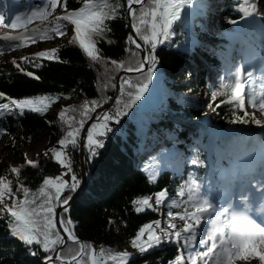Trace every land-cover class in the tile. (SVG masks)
<instances>
[{"label": "snow or ice", "instance_id": "obj_1", "mask_svg": "<svg viewBox=\"0 0 264 264\" xmlns=\"http://www.w3.org/2000/svg\"><path fill=\"white\" fill-rule=\"evenodd\" d=\"M236 4L239 7L234 10L238 12L240 21L243 23L234 32L243 36L247 43L242 40L240 51L227 58L223 75H218L219 84L213 86L211 99L213 101L217 97L226 99H220L215 107L209 104V108L216 111L221 105L227 104L232 109L227 114L230 117L229 123L245 125L251 123L264 126V95L257 98L255 89V85L259 83L264 91V47L256 52L251 45V40L248 39L258 32L264 44V0H243V3L236 0ZM134 5H139V9ZM207 7L202 3H196L195 0H123V2L122 0H83L81 7L69 9L66 0H59V7L58 0H46L28 11H17L14 17L10 18V22L5 14L0 12V24L13 29H24L19 35H4L0 37V40L9 42V49H11L23 45L26 40L35 43L37 39L50 38L53 33L56 37L70 33L67 43L73 46L78 45L84 56L91 62L99 63L105 60V54L98 44L106 42L112 45L114 43L110 37L112 31L110 22L123 18L122 12L124 16L130 18L135 37L130 35L127 41L145 55L136 61L134 66L130 64L125 67V61L115 59L111 60V64L127 72L141 73L144 80L134 84L130 79L121 78L119 86L121 96L126 92L125 86L135 91H127L129 99L123 103V107H119L121 99L118 97L116 99L118 107L115 111L100 113L95 117L96 122L87 129L86 145L81 146H86L89 158L95 159L99 149L104 147L103 138L113 131L110 122L115 121L119 124V118L127 115L125 109L130 108L148 91V85L153 82L158 64V57L155 54L157 47L172 43L174 23L180 21L183 26H191L196 15L193 10ZM33 21L40 23L36 27H26ZM227 23L236 25L238 21L228 19ZM201 30L206 31V26L201 25ZM137 38L142 43L137 42ZM189 39L193 48L200 44V41L191 33ZM246 48L251 54L245 50ZM4 50L0 46V53ZM135 54V52L132 53L133 56ZM37 58H46L49 61L60 60L56 48L40 50L31 54L30 57L22 56L19 59L25 62L35 61ZM10 63L28 77L34 76V72L26 71L15 58ZM145 65H147L146 71ZM35 79L38 80L40 77L35 76ZM111 87L115 88L117 85L111 84ZM0 98L7 101L0 102V117L19 118L25 114L26 110L39 114L46 113L50 102L59 97L33 95L13 98L0 91ZM109 99L111 97H105L104 101ZM246 102L252 108H258L259 114L246 111ZM82 107L84 111L81 115L84 118L79 120L78 127H73L72 130L67 131L66 136L59 139V145L65 148L71 146L73 150L75 149L86 120L93 118L91 113L101 107V102L85 100ZM66 111H75V109L65 108L60 111L58 117L61 121ZM238 111H243L244 114L238 115ZM3 132L5 128L0 124V133ZM50 151L54 159L65 169L63 176L70 175V180L64 179L63 176L45 178L43 184L48 191L41 189L45 198L37 203V198H30L29 189L23 183H18L16 191H13L12 182H5V178L0 177V219L7 220L10 235L18 238L31 255L43 254L47 264H66L64 253L71 252V248L67 247V241L78 243L80 252L86 255L89 246L79 242L71 227L73 221L63 215L68 213L66 206L72 199L68 193L78 188L79 178L74 171L73 160L71 156L60 150L50 149ZM45 155H48V152H45ZM152 159L156 161V157ZM27 164L37 166V162L31 160L27 161ZM190 165L193 168L204 165L198 150L191 158ZM20 172L21 168L11 167V173L16 174L17 177ZM147 175L149 181H155L159 173L153 170L148 171ZM21 193L23 199H18ZM154 195L155 205H161L170 199L167 189H162ZM176 195L180 198L186 197L180 200L184 210L172 211L173 205H169L170 210L167 216L171 219L166 221L167 226L160 227V220L145 223L131 238L132 249L145 254L167 241L173 243L178 249V254L174 256V259L169 260L168 264H234L236 260L241 261V264H253V258L258 259V264H264V156L259 163L245 161L242 169L233 174L227 184L210 181L205 186L203 178L189 173L183 183L178 186ZM6 197L12 201L11 204L7 202ZM131 203L135 206L134 211L137 213L143 212L146 208L153 209L148 196L134 199ZM57 208H60L59 213ZM177 218L182 222L181 226L173 222ZM58 223L63 226L66 237L57 230ZM109 223L111 224L112 221L109 220ZM145 235L147 238L142 239ZM200 248H203V251L199 250ZM91 251V264H105L103 248L98 255L94 249ZM132 256V252L122 251L109 255L108 259L116 260L119 257L118 264H127Z\"/></svg>", "mask_w": 264, "mask_h": 264}, {"label": "trees", "instance_id": "obj_2", "mask_svg": "<svg viewBox=\"0 0 264 264\" xmlns=\"http://www.w3.org/2000/svg\"><path fill=\"white\" fill-rule=\"evenodd\" d=\"M66 3L69 9H77L82 6L83 0H66ZM121 15L123 18L110 22L112 29L110 37L114 43L112 45H108L106 42L98 44V47L105 54L104 61L91 62L82 54L78 45H70L66 40L54 47L60 57L59 61L55 59L49 61L46 58H37L35 61H17L21 63L22 67H25L26 71L34 72L33 77H28L25 73L19 72L14 65L4 66L0 70V91L13 98L33 95L59 97L53 99L49 107H55L61 100H66L69 103L68 108L75 109L69 113L73 119L72 125H75L77 121L84 118L81 114L84 111L82 105L85 100H97L103 106L114 96V88L111 87V84H115L119 72L124 69L112 65L111 60L125 61V67H127L130 64L134 66L135 62L140 59L139 52L127 41L129 32L126 30V16L123 12ZM222 16L225 20H238L237 13L229 7L224 10ZM173 30L174 34L179 36L178 46H173V44H171L172 47H168L166 44L161 45L162 47H157L155 53L162 71L163 89L165 90L166 86L167 92L175 90L179 94L177 98L175 95H165L164 93V101L170 110L183 120L198 123L207 111L198 104H184L180 102L179 97L190 91L196 94V89L201 87L204 95L211 98L213 90L209 89V84L205 81L201 80L197 84L194 79H190L194 73L191 72L193 68L188 64V56L193 54L190 53V46L186 43L188 42L186 40L188 32L177 29L175 23ZM222 42H225L224 38H222ZM133 52L136 53L135 56L132 55ZM202 54L205 55L206 51ZM205 60L210 65L215 64V58L212 56L207 55ZM37 64L40 66L37 67ZM35 76H39L40 79H35ZM121 78L130 79L134 84L144 80L142 76L136 78L123 76ZM187 79L189 84L183 85ZM127 91H135V89H129L126 86L125 94L121 96L120 93L116 97L121 99L119 107H123V103L129 99ZM105 97H111V99L105 102ZM220 99L226 98L217 97L215 101L211 99L213 107L219 103ZM0 101H4V99L0 98ZM116 107L118 106L115 99L109 111L114 112ZM125 111L127 115L120 118L121 121L125 117L124 121L122 120V123L113 129L111 138L106 142V147L97 155V158L90 160L89 154H87L85 167L87 177L90 176L89 180L82 188L78 198L68 207V213H63V215L73 221L71 227L79 242L85 243L89 247L104 249L105 264H118L119 257L112 260L108 259V256L122 251L133 252V256L129 258L127 264H168V261L174 259V256L178 254V249L173 243L158 245L145 254L137 253L135 249L130 250L132 249L130 240L138 229L145 223L160 220L162 217L155 210L147 208L143 212L137 213L134 211L135 206L131 202L144 196L150 197L162 189H167L168 195L174 197L178 186L187 178L188 172L185 170L184 175L180 178H175L172 174L164 172L155 181H149L139 169L135 168L133 160L136 159V152L142 150V143L148 129H170L173 124L170 121H162L156 112H148L145 119L137 113V101ZM210 111L212 113V126L216 129L239 125L246 126L245 124L229 123L230 117L227 114L232 109L227 104L221 105L216 111ZM237 114L243 115L244 112L238 111ZM0 124L4 126L6 139L11 144L12 167L21 168L20 175L17 177L16 174L11 173V169L0 166V177H4L5 181L12 182L13 191H16L18 183H23L29 189L30 198L35 197L37 203L42 202L45 198L41 192L44 187L43 180L52 174L59 175L60 166L48 155L43 156L40 153L33 160L37 162V166L33 167L27 164L20 155V151L37 143L44 135L47 136L45 147H53L64 136V131L67 129L65 124L52 113L39 114L33 112H25L19 118L0 117ZM138 126H143L142 133L137 131ZM179 137L182 138L183 134ZM71 157L73 163L78 167L77 146ZM221 168L220 159L215 155L211 171L217 172ZM192 169H196V172L198 170V168ZM77 176L79 185V170ZM73 192L68 194L71 195ZM18 199H23L22 193ZM179 208L177 211L182 212L183 208ZM109 220L112 221L111 224ZM7 223V220L0 219V264H42L43 254L31 255L22 242L10 236ZM146 238V235L142 237V239ZM67 247L71 248V252L65 251V259H72L79 253V245L68 244ZM81 257V262L74 261L72 264H91L90 259L86 262V259L90 257L88 254L82 253Z\"/></svg>", "mask_w": 264, "mask_h": 264}, {"label": "rangeland", "instance_id": "obj_3", "mask_svg": "<svg viewBox=\"0 0 264 264\" xmlns=\"http://www.w3.org/2000/svg\"><path fill=\"white\" fill-rule=\"evenodd\" d=\"M59 1V0H58ZM231 2L235 3V6L236 8L239 7L238 4H236V0H200V3L204 4V5H207L208 7L205 8V9H215V8H219V7H222V6H228L229 4H231ZM241 3H243V0H240ZM219 3V5H218ZM202 10V9H201ZM194 12H198V10H195ZM195 21L191 24V27L193 29H197L199 27V24L196 23V19H194ZM220 23V26H216V27H212L213 29L211 30L213 33H216L218 35H221L222 33H226L227 32V29H231V27L229 28L228 24L227 23H223V22H219ZM234 28H232L230 31L232 32ZM208 31V30H207ZM210 33V32H209ZM70 33H65L63 36H60V37H56L55 34H51L50 38L49 37H45L43 39H37L35 41V43H31L29 42L28 46L26 47V51H23V52H19V51H12L11 53H6L4 54L3 56L0 57V70L4 68V66H7L9 64H11V60L12 59H19L20 57L22 56H30L31 54L37 52V51H40V50H44V49H51V48H54L58 45H60L62 42H65L68 37H69ZM248 39H257L259 41H261V37L259 35V33H257L254 37H249ZM173 43V42H172ZM168 47H172L171 46V43H165ZM164 44V45H165ZM161 46V45H158V47ZM212 46V44H211ZM214 46V45H213ZM162 47V46H161ZM236 47V46H235ZM256 50V48H255ZM136 60V59H135ZM140 60V59H139ZM201 63V62H199ZM197 64V63H195ZM198 65V64H197ZM201 66H203L201 64ZM208 67V66H207ZM209 71H212V69H210ZM212 72H210L211 74ZM141 75V74H140ZM208 75H209V72L208 74L206 73V77L208 78ZM219 73H217L216 75V79L218 77ZM143 77V75H141ZM123 77V76H122ZM120 78L121 77H118V81L120 83ZM144 78V77H143ZM217 82L218 81H214L213 82V86L214 84L217 86ZM153 86H160L161 84V74L160 73H155L154 76H153V82L152 83H149ZM189 84V80L187 79L186 82L183 83V85H188ZM126 87V86H125ZM115 92L116 91V88H114ZM197 93L194 94L193 91H190V92H187L185 94H182V96L179 97V100L180 102H183L184 104H187L190 103V104H198L200 105L202 108H204L207 112L205 114V117H204V122L205 123H212V113L210 111V108H209V104H211V98L210 97H206L204 94H203V90L202 89H199L197 88ZM118 93L120 94V91H118ZM116 93V94H118ZM118 94V96H119ZM261 96V95H260ZM260 96H257V98H259ZM142 97H146L147 99V103L144 102V105L146 106L147 104L149 105V98H150V94L149 92L148 93H144ZM141 97V99H142ZM117 99V98H114V100ZM112 104V103H111ZM248 106V105H247ZM69 107V103L66 101V100H61L57 106L55 107H51L53 110V112H51V109L49 108V110L47 111L48 113H52V115H54L55 117L59 118L58 117V113L60 111H63L65 108H68ZM112 107V106H111ZM110 107V108H111ZM110 108H108L107 110H104L103 112H110ZM246 111H249V112H253L254 114H258V108L257 109H254L252 108L251 106H248V108L246 109ZM169 112V111H168ZM70 111H66L65 112V116L63 118V121L62 123L65 124L66 126V130L64 131V136H66L67 134V131H70L72 130L73 127H78L79 124L77 121V123L75 125H72V122H73V119L72 117L69 115ZM102 113V112H101ZM161 113H164L163 111ZM170 113V112H169ZM100 114V113H99ZM98 114V115H99ZM167 115V113H165ZM96 117V116H95ZM173 119H175V123H174V127H173V131H170L169 132V136L171 137H174L177 135V133L179 132V130L181 128H184L186 127L187 130H189V128H192V127H196L198 129H205V127L203 125H195V124H192V123H183L180 119H178L177 117L174 116H171ZM121 118V117H120ZM119 118V119H120ZM125 118V117H124ZM124 118L122 119L124 121ZM60 119V118H59ZM122 120L120 121V123H122ZM96 122V119L93 121V123ZM113 122L114 124L116 125H119L117 124L115 121H111ZM92 124V123H91ZM204 124V123H203ZM206 125V124H204ZM71 126V127H70ZM91 126V125H90ZM112 125H110V127L112 129H114V127H112ZM248 128L250 129H256V128H259V129H262L264 130V126H258V125H255V124H251L249 123L248 125ZM192 130V129H191ZM154 131V130H153ZM153 131H150L149 132V135L148 137H145L146 139L143 140V143H142V149L145 145H147L146 142H149V140L151 138L152 141V146L154 144V139L156 140L155 142V149L153 148V151H157L158 150V139L159 140H162L161 138L164 136L163 133H164V130H155V132ZM113 133V132H112ZM192 133H190V136H191ZM261 135H264L262 133H259L257 137H261ZM63 136V137H64ZM61 137V138H63ZM60 138V139H61ZM243 143H246V146L247 144L248 145H251L250 142L248 141L249 140V137L246 135V136H241V139ZM254 140V139H253ZM103 141H105V139L103 138ZM78 142H79V138H78ZM202 142L198 140H196L195 142H193L191 145H189L192 149H196L198 146H200ZM47 144V136H43L42 138H40V140L35 143V144H31L29 145L28 147H26L25 149L21 150L20 151V155L23 157V159L27 162L29 160L33 161L34 159L37 158L38 154L42 153L43 156H47L45 155V152H48V156L51 157L52 160H54V162H57L55 159H54V156L52 154V152L50 151V149H57V150H60L62 152H64L66 155H69V156H72V152L75 150H73L71 148V146L65 148L64 146H61L58 144V141L57 143L53 146V147H45ZM86 145V144H85ZM151 146V148H152ZM86 147V146H85ZM160 147V146H159ZM248 147V146H247ZM77 151H78V143H77ZM99 151H101V149H99ZM11 153H12V150H11V144L9 143V141L6 139V136L4 135V133H0V166L1 167H5V168H8V169H11L12 167V164H11ZM100 153V152H99ZM88 154V149L86 147L85 149V157L87 156ZM162 154V157L165 159V161H167V165L164 167V168H161V166L159 165V163H156V162H152V161H149L147 163H150V166L147 168V171H145L146 173L148 171H157L159 174L161 172L162 169H167V170H172L174 171V174L175 172L177 173L179 170H180V166L182 165V153L178 150V145H174V144H171L167 147V149H165V151ZM171 157H172V164H169L171 163L170 160H171ZM72 158V157H71ZM73 160V158H72ZM139 161V160H138ZM137 161V165L139 164ZM74 165V171L78 172L79 170V162H78V167H76V164L73 163ZM146 165V164H145ZM61 166V165H60ZM65 169L62 167H60V174L57 175V176H63V173H64ZM56 175L52 174L50 177L52 178H55ZM64 179H69L70 180V175L69 176H63ZM5 182H8V181H5ZM44 191L47 192L48 189L47 187L44 185L43 187ZM41 196V195H40ZM177 196V195H176ZM169 197V196H168ZM170 199L167 200L166 203H163L161 205H155V195H153L151 198H150V203L153 204V207H155V210L157 213H159L163 219H160L161 220V227H166V221L171 219L167 216V212L170 210L169 209V205H173L171 210L172 211H175V209L178 208V206L176 205V201L172 198V197H169ZM180 200L181 199H186L185 197L184 198H180L178 197ZM6 200L9 204L12 203V201L10 199H7L6 197ZM173 201H175V204H173ZM174 223H177L178 226H181L182 225V222L178 221V218L176 220H173ZM166 243H169L167 241L165 242H162L163 245H166ZM92 249L95 250L96 254L98 255L100 250L101 249H98L96 247H89V251H88V257L86 259V262L88 261V259H90V262H91V256H92ZM130 250H133V249H130ZM130 252V251H129ZM137 252V251H136ZM138 253V252H137ZM78 256V254L76 255ZM75 256V257H76ZM81 257V256H80ZM79 257V258H80ZM76 259L75 261L76 262H81L82 260V257L81 259ZM67 260H71V259H66ZM78 260V261H77ZM105 263H106V260H105ZM237 264V263H236ZM238 264H241V261L238 263ZM253 264H258V259L257 258H253Z\"/></svg>", "mask_w": 264, "mask_h": 264}, {"label": "water", "instance_id": "obj_4", "mask_svg": "<svg viewBox=\"0 0 264 264\" xmlns=\"http://www.w3.org/2000/svg\"><path fill=\"white\" fill-rule=\"evenodd\" d=\"M138 5H134V7H137ZM127 31L129 32V35L131 36H134V33L132 31V27H131V23H130V18L127 17ZM137 42H139V40L137 39ZM140 43V42H139ZM141 54V59L143 57V55H145V53L143 52H140ZM146 66L145 65V69H146ZM138 72H127V71H122L120 73V75H134V74H137ZM117 87H116V91L119 90V85L116 83ZM109 107L108 106H103L102 108H99L98 110H96V112H94L92 114V119L91 120H88L86 123H85V126H84V129L81 131V135H80V139H79V166H80V176H81V183H80V186L78 187V189L75 191V193L71 196L72 199L70 200L69 202V205H67L66 207H69L70 205H72L75 201V199L78 197L82 187L85 185L86 183V178H85V167H84V146H81L82 144L85 145V137H86V133H87V129L89 128V126L91 125V123L93 122V119L94 117L99 114V112L107 109ZM57 212L59 213L60 212V208H57ZM57 230L61 232V235L62 236H67L66 233L63 232V226L60 225L59 223L57 224ZM69 242H72V241H67V243ZM82 252L79 253V255L75 258L78 259L80 257ZM71 261H74V260H71ZM68 263H71L70 261H66V264ZM44 264H47V261L44 262Z\"/></svg>", "mask_w": 264, "mask_h": 264}, {"label": "bare ground", "instance_id": "obj_5", "mask_svg": "<svg viewBox=\"0 0 264 264\" xmlns=\"http://www.w3.org/2000/svg\"><path fill=\"white\" fill-rule=\"evenodd\" d=\"M43 2H46V0H11V11L8 9V11L6 13H4V9L0 6V12H3L6 16V19H10L12 17H14L15 13L17 11L19 12H25L30 10L32 7L37 6V5H41ZM58 7H59V1H58ZM53 12H55V10H53ZM49 19H52V17H49ZM39 21H33L31 24L27 25L26 27L28 28H32V27H36L39 25ZM4 26L3 24H0V27ZM24 31V29L22 30V32ZM19 32L15 35H19ZM4 35L7 34H2L0 33V37H3ZM2 41V40H1ZM5 42V44L8 46L9 48V42L6 41H2ZM27 42V40L25 41ZM252 44H254V46H257V48L260 50L262 47H264V44H262V42L258 41V40H251ZM19 51V52H23L26 51V47L23 45H20L18 47L15 48H11L10 51ZM256 52H259L257 50H255ZM251 54V52H250ZM258 94V92H256V95ZM260 159L257 160L256 163H259ZM251 162H255L254 158H252ZM242 168H239V170H241Z\"/></svg>", "mask_w": 264, "mask_h": 264}]
</instances>
